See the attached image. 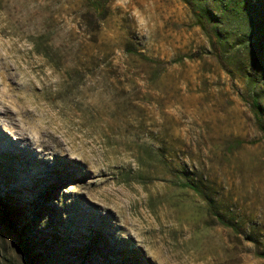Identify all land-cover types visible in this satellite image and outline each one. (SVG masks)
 <instances>
[{
  "label": "rangeland",
  "instance_id": "374dc122",
  "mask_svg": "<svg viewBox=\"0 0 264 264\" xmlns=\"http://www.w3.org/2000/svg\"><path fill=\"white\" fill-rule=\"evenodd\" d=\"M100 1L0 0V264H264V0Z\"/></svg>",
  "mask_w": 264,
  "mask_h": 264
},
{
  "label": "trees",
  "instance_id": "16d2710c",
  "mask_svg": "<svg viewBox=\"0 0 264 264\" xmlns=\"http://www.w3.org/2000/svg\"><path fill=\"white\" fill-rule=\"evenodd\" d=\"M185 1L191 5L193 9V13L195 17L197 18V21L199 22V24H201L206 18L211 21V11L201 6V2L203 0H185ZM243 1L245 3H251L250 0H243ZM104 10H105V5L103 3L101 4L100 0H86V12L87 13L94 14L95 17L98 18L102 16V14L104 13ZM201 25H203V23ZM139 55L143 56V54L141 53H139ZM180 59H183V56L180 57ZM254 106L257 110H259V104L255 102ZM256 114L258 115V111L256 112ZM257 120H258L259 127L264 133L263 121L261 120L260 117H258ZM183 185L188 186L192 188L193 190H195V192L199 193L201 196H203L207 200L209 206L212 205L211 200L205 194L201 192V190L196 184L189 182V181H183ZM6 206L7 204L0 200V207L3 210H5L7 222H10V219L7 214L8 211L6 210ZM19 250L25 257V261L27 264H34V259L32 258V254L34 251L32 250L31 246L26 242L23 235H21V237L19 238ZM261 254L264 257V252H262Z\"/></svg>",
  "mask_w": 264,
  "mask_h": 264
},
{
  "label": "bare ground",
  "instance_id": "6f19581e",
  "mask_svg": "<svg viewBox=\"0 0 264 264\" xmlns=\"http://www.w3.org/2000/svg\"><path fill=\"white\" fill-rule=\"evenodd\" d=\"M19 109H20V108H19ZM19 115H20V114H19ZM45 142H46V141H45ZM33 143H35L36 146H39L40 144H44V143H43V139H42V137L39 136V135H37V137H36V139H34ZM46 144H47V143H46ZM46 144H44L45 147H47ZM51 148H52V147H51ZM53 148H54V149H56V148H57V149H62V145H61V144H60V145H56V146H54Z\"/></svg>",
  "mask_w": 264,
  "mask_h": 264
}]
</instances>
